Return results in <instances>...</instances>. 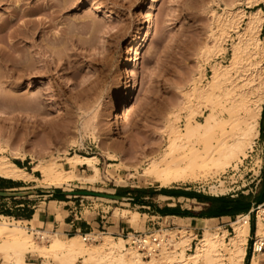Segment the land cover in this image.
Segmentation results:
<instances>
[{
    "label": "rangeland",
    "instance_id": "1",
    "mask_svg": "<svg viewBox=\"0 0 264 264\" xmlns=\"http://www.w3.org/2000/svg\"><path fill=\"white\" fill-rule=\"evenodd\" d=\"M247 2L0 0V155L19 162L35 177H40L34 169L38 162L51 161L59 170L67 171L71 170L66 163L68 156L96 158V161H90L91 166L73 170L66 184L56 187L60 191L107 194L104 190L113 193L115 188L160 187L151 178L142 177V173L145 162L157 158L168 145L169 137L163 131L166 121L175 113L178 116L176 125L184 128L188 113L185 106L200 104L189 96L190 89L196 85L204 86L214 64H228L231 48L237 41L239 33L233 29L234 24L221 29L214 22V14L221 13L223 8L232 12L244 9L246 13L261 8L264 12L262 3L248 7ZM243 26L244 20L237 30L242 31ZM263 34L264 24L259 36ZM212 35L218 36L221 51L213 49L215 37ZM11 63H16L14 74H10ZM233 76L234 86L230 93L236 95L227 100L226 105L238 101V89L243 88L240 79ZM129 83L134 86L125 94L123 88ZM118 88H122L124 97L120 99L117 112L112 113L111 98ZM220 104H225L223 99ZM220 106H216L217 112H221L220 117H227V111ZM200 108L204 110L202 104ZM194 119L203 120L199 115ZM75 140L77 142L73 144ZM107 154L115 157L111 159ZM260 159L264 171V143L258 136L252 148L246 150L245 157L233 161L225 172L213 173L204 179L199 177L194 181L172 183L167 187L189 188L213 197H228L240 192L256 195L262 190V184L254 187L250 181L257 174ZM94 166L99 170L98 179L95 177L98 181L93 178L95 182L92 179L85 183L77 179L84 175L93 177ZM263 175L264 172L260 177ZM220 181L223 182L221 188ZM36 183L24 186L39 189ZM210 184L218 187L215 195L205 193ZM220 189L225 190L224 195ZM82 198L98 209H82L83 219L90 221L102 208L108 211V217L112 215V221L123 218L124 224L128 225L126 218L114 210L118 208L120 212L129 210V207L94 195L75 194L71 200ZM255 207L256 204L250 208ZM255 214V210L250 213L254 223ZM237 219L241 220L238 216L218 217L208 220L206 226L218 233L226 230L227 240L233 234L231 222ZM144 220L139 219L133 228L143 231L139 225ZM26 225V231L30 232V226ZM178 227H185L197 238L203 231H192L183 225ZM178 227H157L156 230H165L170 241L172 239L170 248L163 249L174 247L175 240L181 235L174 230ZM49 235L43 234L44 239L35 235L32 240L35 244L47 245L51 241ZM109 235L113 241L121 238ZM251 238L248 240L247 236L246 250L251 251L247 264L252 257ZM96 239L95 243L90 241L91 244L104 241L103 235ZM90 242L83 241L84 247H90ZM195 242L196 239L191 241V250ZM25 260L58 264L52 257L44 260L36 252L26 254ZM259 261L264 264V255ZM0 264H4L1 258ZM74 264L83 263L76 259Z\"/></svg>",
    "mask_w": 264,
    "mask_h": 264
},
{
    "label": "bare ground",
    "instance_id": "2",
    "mask_svg": "<svg viewBox=\"0 0 264 264\" xmlns=\"http://www.w3.org/2000/svg\"><path fill=\"white\" fill-rule=\"evenodd\" d=\"M258 3L264 5V0H248L247 6L250 7ZM214 20L221 29L234 24L233 29L239 33L237 41L231 48L228 64H214L211 67V75L204 86L201 88L196 85L190 89L189 96H193L197 102L202 104L204 110L200 108V104L196 107H192L190 104L186 105L188 113L185 117V126L182 129L176 125L177 114L173 113L171 118L169 117L166 121L163 131L169 137L168 145L157 158H150L145 162L146 166L142 173V177L151 178L162 187L176 182L194 181L199 177L204 179L213 173L225 172V168L233 161H241V157H245L246 150L252 148L254 140L259 136V119L264 101V65L262 64L264 34L260 37L259 33L264 24V12L261 8H256L248 13L244 9L232 12L223 8L221 13L214 14ZM243 20L242 31H238V25ZM218 39V36L214 38L213 49L221 51ZM16 63L10 67V74L15 73ZM233 75L240 79V87L243 88L238 89V101L234 100L231 104L226 105L229 102L227 100L233 99L236 95L231 96L230 93L234 86ZM133 86L131 83L125 84L123 88L125 94L129 93ZM123 97L122 88L114 91L110 103L112 113L117 112L120 99ZM221 99L225 104H220ZM217 105H221L224 112L227 111V117H220L221 112H217ZM197 115L201 116L203 120H195ZM75 142L77 141H73V144ZM1 151L2 148H0ZM107 156L111 159L115 157L109 154ZM94 159L96 158L68 156L66 163L71 170L67 171L59 170L51 161L38 162L34 165V169L40 173V177H35L23 167H19L7 157L0 155V177L24 181L27 184L37 182L36 184L42 188L61 187L72 177L73 170L84 165L91 166L90 161H96ZM111 169L114 172L113 168H110V171ZM94 171L93 177L84 175L78 176L77 179L81 182L92 180L98 175L99 170L96 166H94ZM96 178L98 179V177ZM96 178L95 180H97ZM222 185L223 182L220 181L219 187L221 188ZM217 190L218 187L210 184L205 193L215 195ZM66 191L72 193L71 190ZM104 191L108 194L112 193V190ZM224 191V189H220L221 195H224ZM101 199L106 198L101 197ZM114 213L126 218L134 227L137 226L139 219L146 218V215L140 217L137 212L125 209L119 212V209L115 208ZM238 217L241 220L237 219L231 222L233 234L227 240L226 230H222L221 233L210 231L206 226L208 220L200 219L198 226L203 229L200 237L197 238L192 232H186L183 227L175 228L174 230L181 235L175 242L173 241V248L162 249L158 256L142 259L134 250H130L124 245L125 243L123 244L124 239L118 238L117 241H113L110 240L112 237L109 234H99L103 235L104 241L97 244L90 242V247L87 248L84 247L80 235L60 237L56 233L49 235L51 237L49 244H35L32 240L33 236L37 235L44 239L42 235L48 234V232L39 231L33 226L30 228L31 231L27 232L24 224L28 222L10 220L2 216L3 220L0 221V258L4 264H38L25 260L26 254L36 252L44 260L52 257L58 264H74L76 259H80L83 264H243L246 255L249 217L247 214ZM255 232L257 240L249 264H259V257L264 255V226L260 220L256 223ZM99 235L97 234V236ZM97 236L87 234V237L94 241L97 240ZM193 239H196V242L194 249L191 250ZM171 244H173L172 239ZM127 252L128 255H125ZM41 264H46V261Z\"/></svg>",
    "mask_w": 264,
    "mask_h": 264
},
{
    "label": "crops",
    "instance_id": "3",
    "mask_svg": "<svg viewBox=\"0 0 264 264\" xmlns=\"http://www.w3.org/2000/svg\"><path fill=\"white\" fill-rule=\"evenodd\" d=\"M24 184L27 183L0 177V218L3 216L10 220L26 221L28 222L26 226H30V228L33 226L39 231L56 233L60 237L81 234L92 236L111 234L113 237H122L125 232L138 231L127 219L125 222L128 225L124 224L123 218L112 221L110 219L112 215L109 217L103 215L105 219H101L97 215L90 221L83 219L79 200H71V197L75 198V192L69 194L67 191L56 189V187L35 189L37 186H24ZM113 191L110 195L117 198L115 200L111 198L110 201L118 203L119 206L129 207V211L137 212L140 217L146 215L145 220L139 225L143 230H156L158 226L168 228L183 225L188 226L192 231H199L202 230L198 226L200 219L230 218V216L210 218L198 216L207 210L213 211L214 206L210 205L211 202L206 197L207 195L197 193L189 188L175 186L130 187L128 189L115 188ZM230 196L234 197L235 195ZM254 205L253 200H250V207ZM252 209L250 208L249 212ZM214 215L216 214L214 213ZM240 215L245 214L238 216ZM250 221L249 216L248 240L251 238ZM183 228L189 232L185 227Z\"/></svg>",
    "mask_w": 264,
    "mask_h": 264
},
{
    "label": "built area",
    "instance_id": "4",
    "mask_svg": "<svg viewBox=\"0 0 264 264\" xmlns=\"http://www.w3.org/2000/svg\"><path fill=\"white\" fill-rule=\"evenodd\" d=\"M260 165L256 167L257 174L254 175L253 179L250 181V183L254 184V187H256L261 180L260 174L262 170L261 165V159L259 160ZM246 184H243V187H245ZM79 206L82 209H88V210H98L97 207L92 204V202L84 201L83 198L79 200ZM256 211L255 214V227H254V235L251 238L252 240V252H254V244L257 240L256 235V223L258 220L262 223L264 226V202L256 205L255 208H253L247 215L250 216V213L253 211ZM99 213H101L99 215ZM97 216H100L101 219H105L103 215H107V211H104L102 208L96 213ZM1 221V218H0ZM165 230L158 229V230H143V231H135L131 230L130 232H125L123 236L121 237L124 239L125 244L132 248L142 259H150L153 256L158 255V253L164 248V247H170L171 241L170 237L164 233ZM82 240L84 242H94V240L87 237L85 234L80 235ZM39 239H41L39 237Z\"/></svg>",
    "mask_w": 264,
    "mask_h": 264
},
{
    "label": "trees",
    "instance_id": "5",
    "mask_svg": "<svg viewBox=\"0 0 264 264\" xmlns=\"http://www.w3.org/2000/svg\"><path fill=\"white\" fill-rule=\"evenodd\" d=\"M264 108L261 112V119H260V128H259V136L264 143ZM19 167H22V165L19 162H14ZM263 167H262V171ZM264 175L261 177V184H262V190L258 192L256 195H243L242 192L240 194H236L234 197L228 196V197H213V196H206L210 199L209 202H211V206H214L213 211L209 212L208 210L202 214H199L200 217L210 218V217H218V216H230V217H236L239 214H248L250 210V200H253V202L256 205H259L264 202ZM217 203V204H216ZM214 213L216 215H214ZM251 222V236L254 235V227L255 223L253 218H250ZM251 251L248 249L246 251L244 264H247L248 259L250 257Z\"/></svg>",
    "mask_w": 264,
    "mask_h": 264
},
{
    "label": "water",
    "instance_id": "6",
    "mask_svg": "<svg viewBox=\"0 0 264 264\" xmlns=\"http://www.w3.org/2000/svg\"><path fill=\"white\" fill-rule=\"evenodd\" d=\"M75 194L94 195L96 197H103V198H109V199H111V198H114V199L117 198V197L112 196V195H109V194H101V193H94V192H79V193H75ZM0 195H1V193H0ZM118 199H120V198H118Z\"/></svg>",
    "mask_w": 264,
    "mask_h": 264
}]
</instances>
